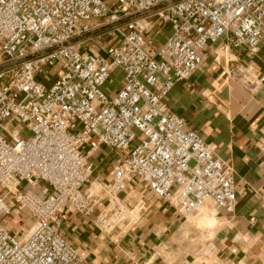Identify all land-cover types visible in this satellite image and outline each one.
<instances>
[{
	"label": "built area",
	"instance_id": "obj_1",
	"mask_svg": "<svg viewBox=\"0 0 264 264\" xmlns=\"http://www.w3.org/2000/svg\"><path fill=\"white\" fill-rule=\"evenodd\" d=\"M263 35L264 0H0V264H84L59 233L66 208L102 232L130 226L144 207L121 199L131 180L195 227L232 213V166L165 98L210 44L254 54ZM114 70L123 84L110 95ZM229 73L264 84L251 64ZM100 145L114 152L106 180L88 159ZM19 214L25 231L8 228Z\"/></svg>",
	"mask_w": 264,
	"mask_h": 264
},
{
	"label": "crops",
	"instance_id": "obj_2",
	"mask_svg": "<svg viewBox=\"0 0 264 264\" xmlns=\"http://www.w3.org/2000/svg\"><path fill=\"white\" fill-rule=\"evenodd\" d=\"M169 33V25L160 24L152 34L160 43ZM243 64L264 72V35L254 54L231 46L225 38L210 44L198 69L190 78L175 82L165 98L168 108L232 166L233 212L221 210L215 218L213 211H207L211 214L203 224L204 233L211 237L189 239L197 227L184 221L145 183L128 181L120 193L123 203L128 207L144 203L141 217L130 226L120 224L102 232L90 218L66 208L59 233L76 248L84 264H264V84L250 90L229 73ZM122 84L121 73L114 70L104 90L113 95ZM88 159L94 177H110L114 163L110 148L100 145ZM16 220L30 221L22 214Z\"/></svg>",
	"mask_w": 264,
	"mask_h": 264
},
{
	"label": "rangeland",
	"instance_id": "obj_3",
	"mask_svg": "<svg viewBox=\"0 0 264 264\" xmlns=\"http://www.w3.org/2000/svg\"><path fill=\"white\" fill-rule=\"evenodd\" d=\"M107 2H111L112 0H106ZM109 27H107V29H108ZM103 39V41H105V42H109L110 41V36H108L107 34L102 38ZM103 89H104V87H103ZM25 133H27V132H25ZM207 223V220L205 219L204 221H202V222H200V223H197V228L199 229L198 230V232L197 233H195V231H194V233H192L190 236H189V239L190 238H195V236H199L200 237V240H202V241H205L206 239H208L209 238V236L206 234L207 232L205 231V233H204V225L203 224H206ZM28 226H29V224H25L24 222H21V221H17L16 223H11L10 225L8 224V228L9 229H13L14 231L15 230H18V229H22V230H26L27 228H28ZM216 230V227L213 229V231H215ZM212 231V232H213ZM22 232V231H21ZM184 238V237H183ZM182 238V239H183ZM188 239V240H189ZM193 240H195V239H193Z\"/></svg>",
	"mask_w": 264,
	"mask_h": 264
},
{
	"label": "bare ground",
	"instance_id": "obj_4",
	"mask_svg": "<svg viewBox=\"0 0 264 264\" xmlns=\"http://www.w3.org/2000/svg\"><path fill=\"white\" fill-rule=\"evenodd\" d=\"M211 235H212V234L210 233L209 237H211Z\"/></svg>",
	"mask_w": 264,
	"mask_h": 264
}]
</instances>
